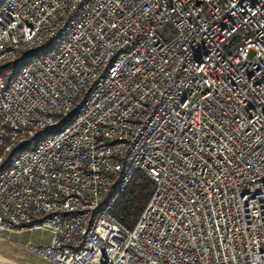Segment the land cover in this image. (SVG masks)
Wrapping results in <instances>:
<instances>
[{"label": "built area", "instance_id": "built-area-1", "mask_svg": "<svg viewBox=\"0 0 264 264\" xmlns=\"http://www.w3.org/2000/svg\"><path fill=\"white\" fill-rule=\"evenodd\" d=\"M21 59L0 233L47 235L24 247L49 264H264V0H0V65Z\"/></svg>", "mask_w": 264, "mask_h": 264}, {"label": "trees", "instance_id": "trees-1", "mask_svg": "<svg viewBox=\"0 0 264 264\" xmlns=\"http://www.w3.org/2000/svg\"><path fill=\"white\" fill-rule=\"evenodd\" d=\"M26 64V60L21 59L13 64L0 65V78L7 84L19 72L20 68ZM36 146L35 142L25 140L18 144L15 149L7 155L1 167H4L9 160L15 158L23 151L32 150ZM117 183H114L109 190L110 194L114 192ZM152 190V183L143 174L136 173L130 180L128 185L122 192L119 193L113 207L111 214L115 216L122 224L131 228L140 217L144 210Z\"/></svg>", "mask_w": 264, "mask_h": 264}, {"label": "crops", "instance_id": "crops-1", "mask_svg": "<svg viewBox=\"0 0 264 264\" xmlns=\"http://www.w3.org/2000/svg\"><path fill=\"white\" fill-rule=\"evenodd\" d=\"M9 237L0 239V264H49L42 260L40 262L38 257L24 251L16 241L8 240ZM41 237L48 239L47 235Z\"/></svg>", "mask_w": 264, "mask_h": 264}, {"label": "rangeland", "instance_id": "rangeland-1", "mask_svg": "<svg viewBox=\"0 0 264 264\" xmlns=\"http://www.w3.org/2000/svg\"><path fill=\"white\" fill-rule=\"evenodd\" d=\"M42 235L45 236V234H42ZM7 237H9L8 240L16 241V243H18L21 247H23L24 251H26L29 254L31 253L28 252L24 247L26 243L31 242L34 244H39V243H43L46 241V237H41L40 232H24L19 235L0 233V239H5ZM39 260L41 262V259Z\"/></svg>", "mask_w": 264, "mask_h": 264}]
</instances>
